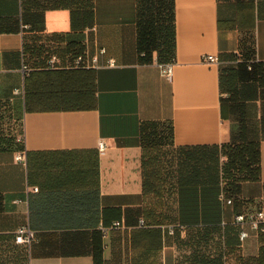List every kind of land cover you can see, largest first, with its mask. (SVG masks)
I'll use <instances>...</instances> for the list:
<instances>
[{"label":"crops","instance_id":"0c3cea01","mask_svg":"<svg viewBox=\"0 0 264 264\" xmlns=\"http://www.w3.org/2000/svg\"><path fill=\"white\" fill-rule=\"evenodd\" d=\"M97 1L89 20L70 7L0 0V264H264V240L252 231L240 242L231 204L219 197L222 144L243 121L261 155V179L243 183V207L264 202V87L234 60L241 51L264 61V0H172L171 34L162 23L166 38L147 53L137 0ZM77 43L90 54L105 47L102 59L116 64L68 65ZM49 51L65 65L48 68ZM169 62L172 79L161 71ZM144 121L171 128L170 157L183 147L217 158L211 199L201 195L206 184L163 197L161 211L178 212L175 221L147 210ZM184 190L198 195L180 203ZM22 224L34 231L30 244L15 241Z\"/></svg>","mask_w":264,"mask_h":264},{"label":"trees","instance_id":"16d2710c","mask_svg":"<svg viewBox=\"0 0 264 264\" xmlns=\"http://www.w3.org/2000/svg\"><path fill=\"white\" fill-rule=\"evenodd\" d=\"M26 1L20 0V4L24 6ZM35 1L50 8L70 7L74 11L83 13V16L88 15L89 20L92 19V14H94V7L97 8L99 5L97 0ZM137 2L140 14L138 20L139 42L142 49L147 53L150 49L158 47L160 40L166 38L162 36V23H164V27L171 34L173 22L172 0H137ZM24 24H27L28 27H23V29L30 27L28 23H23L22 26ZM32 47L31 53L33 55L42 54V46L34 45ZM68 49L75 55L83 51V45L78 43L69 44ZM238 53H240L239 60ZM234 55L236 63L244 62L247 71L252 73L253 78L264 87V61H261L256 56L246 58L241 51L235 52ZM38 72L36 70L31 73V76L34 75V80L38 79ZM34 92L36 103H38V88ZM251 131L252 128L242 121L236 130H232L231 140L222 144L221 148V152L225 156L221 168L222 189L225 190L228 196L233 197V203L230 205L232 208L230 213L233 216L243 209V205L247 200L242 197L243 183L261 179L260 144L252 138ZM140 138L143 147L144 192L147 194L148 203L150 202L147 208L149 212L175 221L178 218V212L162 213V199L165 196L171 197L178 188L187 189L183 188L184 186L206 184L208 186L206 190L202 191V197L205 199L213 197L215 187L211 184L218 179V175L211 170L214 166L213 163L217 161V158L214 161V152L211 153V159L208 156V158L206 157L208 153L202 148L187 149L181 147L178 148L175 156L170 157L169 146L172 145L173 141L171 128L156 121H144L141 123ZM199 168H205L206 170L205 172H199ZM172 176H176L177 181L170 180ZM180 194V203H182L185 198H192L193 194L198 195V191L184 190ZM160 220L162 221L164 218ZM259 236L264 240V232H260ZM95 246L94 256L96 261H99L101 251L99 244Z\"/></svg>","mask_w":264,"mask_h":264},{"label":"built area","instance_id":"2783aa9c","mask_svg":"<svg viewBox=\"0 0 264 264\" xmlns=\"http://www.w3.org/2000/svg\"><path fill=\"white\" fill-rule=\"evenodd\" d=\"M23 27H28L24 24ZM95 28V27H94ZM106 52L105 47H101L96 54H90L87 50H83L74 55L73 59L69 61L68 65L73 67H101L106 65H115L116 61L113 57L102 59ZM240 53H238V60ZM202 60L207 63H220V56L213 53H204ZM236 62V60H235ZM65 65L64 59L55 51H49L47 53L46 66L49 68H59ZM251 67V66H250ZM23 69L29 70L28 63H23ZM162 74L168 79H172L174 75V64L172 62L161 64ZM15 93L19 92L16 88ZM100 151H104L107 147V143L104 139H100L97 144ZM15 160L18 162L26 163V151L18 150L15 153ZM36 188V187H35ZM220 199L225 204H232L233 197L228 196L224 189L219 194ZM235 225L238 226V237L240 242H244L251 235L252 231L259 234L264 232V202L256 203L252 205L244 206L240 212H237L233 216ZM121 221H116L115 225H120ZM140 224H144V220L140 221ZM1 231V227H0ZM170 232L174 233V228H170ZM35 239L34 231L27 225L22 224L17 227L15 241L17 243L30 244Z\"/></svg>","mask_w":264,"mask_h":264},{"label":"rangeland","instance_id":"374dc122","mask_svg":"<svg viewBox=\"0 0 264 264\" xmlns=\"http://www.w3.org/2000/svg\"><path fill=\"white\" fill-rule=\"evenodd\" d=\"M56 52V51H55Z\"/></svg>","mask_w":264,"mask_h":264}]
</instances>
